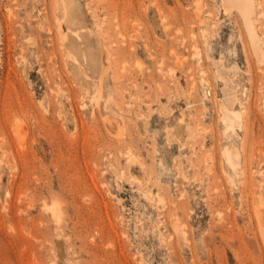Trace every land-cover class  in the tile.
<instances>
[{
	"label": "rangeland",
	"instance_id": "rangeland-1",
	"mask_svg": "<svg viewBox=\"0 0 264 264\" xmlns=\"http://www.w3.org/2000/svg\"><path fill=\"white\" fill-rule=\"evenodd\" d=\"M223 6L0 0V264H264V59Z\"/></svg>",
	"mask_w": 264,
	"mask_h": 264
},
{
	"label": "bare ground",
	"instance_id": "bare-ground-1",
	"mask_svg": "<svg viewBox=\"0 0 264 264\" xmlns=\"http://www.w3.org/2000/svg\"><path fill=\"white\" fill-rule=\"evenodd\" d=\"M221 4H222V6L224 5L223 7H224V10L225 11H226V8H231V7H234L235 9L237 7L240 10L241 14H239V15H241V17H243V21H244V24H245L244 28L246 27V31H247V33L249 35V39H250V42H251V45H252V49H253L254 53L256 54L257 59L263 60L264 59V48L260 44L259 36L257 35V33L255 31L254 23H253V21L251 19L252 18V14L254 12V0H221ZM67 16H68V14H67ZM69 19H70V17H69ZM59 26H60V21H59ZM47 30H48V28H47ZM61 34H63V32ZM62 38L65 39V36H62ZM101 47H102V45H101ZM102 48H104V47H102ZM67 53H65L66 56H67ZM105 54L107 56L106 50L104 51V55ZM104 55H103V57H101V60L99 61V64L101 65L102 69H104V68L106 69L107 68V65L109 67L108 57H106L107 58L106 59ZM102 69L100 68L101 71H102ZM101 71H100L101 74L103 72H105V71H103V72H101ZM101 74H100V76H101ZM97 78H100V77H97ZM98 82H99V79H98ZM93 84H95V83L93 82ZM98 84L99 83H97V85ZM99 86H95V87H99ZM98 91H100V87H99V90ZM225 102L221 99L219 103H220V110H221V119H222V121L224 123V133L226 134L228 131H233L234 128H235V126H239L240 125V122H241V112L238 109L229 108ZM110 119H108V120H110ZM110 122H111V120H110ZM111 124H112V122H111ZM22 131H24V130H22ZM127 150L129 151V149H127ZM222 152L221 153L224 154V156H225V158H224V159H226L225 161H227V163H229L232 168H235V167H237L239 165L238 152H237L236 147L233 144H231V143L230 144H226L222 148ZM131 155H130V157H131ZM57 204H58V202H57ZM56 206L57 205L54 206V203L53 204L51 203V206L49 205V209H50V207L52 209V212L51 213H54V214H52L53 217H55V215L59 211V209H57ZM46 208H48V207H46ZM59 214L60 213L58 212V216H59ZM58 218H60V217H58ZM173 228H175V227H173ZM58 246H61V251L63 253L62 244H58ZM60 256H63V254H61Z\"/></svg>",
	"mask_w": 264,
	"mask_h": 264
}]
</instances>
